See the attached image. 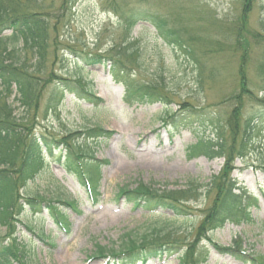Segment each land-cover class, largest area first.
Masks as SVG:
<instances>
[{
  "label": "rangeland",
  "instance_id": "rangeland-1",
  "mask_svg": "<svg viewBox=\"0 0 264 264\" xmlns=\"http://www.w3.org/2000/svg\"><path fill=\"white\" fill-rule=\"evenodd\" d=\"M35 1L39 6H32L27 0L12 4L19 15L35 13L47 18L46 69L43 74L35 75L39 81L47 74L46 83L42 81L40 91L37 90V107L28 111L15 101L13 88L8 100L13 104L14 115L28 121L23 125L31 136L44 135L59 140L97 126L116 134L106 142L80 140L87 145L88 153L93 152L96 160L108 162L100 166L96 203L56 158L47 159L49 169L21 187L23 198L38 195L76 203L73 209L57 200L50 204L42 202L44 207L53 203L60 207L69 224L68 232L55 225L49 215L51 212L44 211L34 217L27 209L22 215L17 238L26 246L33 260L31 264H106L105 259L94 255L96 246L118 249L127 235L135 238L163 226L164 232L172 233L175 240H190L196 232L192 233L193 229L216 199L214 192L205 194L200 189L201 193L193 195L196 196L194 199L187 194L189 214L176 218L167 212L146 213L134 209L124 200L117 201L118 190L126 186L134 190L140 184L155 191L203 187L220 174L227 162L222 158L213 161L204 157L187 159L186 149L196 142V135L203 132L202 127L191 125L193 121L187 119L189 125L170 136L160 123L165 107L126 103L123 87L114 84L110 76V60L92 67L84 66L82 55L86 53L102 54L103 58L118 56L112 46L121 44L124 30L106 13L110 10L109 0ZM65 1L67 8L62 10ZM137 1L130 0L127 7H137ZM139 3L145 4L138 6L166 17L169 26L175 23L174 28L194 48L201 62L202 83L201 86L198 83L192 61L181 52H171L145 23L137 24L132 31L131 36L138 43L129 49L138 51V61L129 65V70L141 82L158 83L160 91L163 89L160 84L163 85L172 102V111L179 110L178 106L185 102L191 110L202 111L201 119L219 122L224 131L226 151L232 144L230 131L235 132L240 141V126L230 129L226 121L235 107L233 98L240 91V73L246 72L247 87L252 96L240 97L243 100L240 123L244 125L252 118L254 128L245 155L236 160V170L230 173V178L256 197V206L250 209L252 220L238 226L226 224L208 235L210 241L202 240L188 248L197 259L203 258L207 251L206 259L198 264H264V76L259 75L264 64V0H161L158 3L157 0H146ZM243 8L249 10L245 19ZM243 60L246 61L244 66ZM34 62L35 58L30 57L29 63ZM76 71L104 104L93 107L66 95L62 104L51 110L46 104L47 99L52 94L59 96L60 86L64 85L62 74L78 77ZM51 72L55 76L53 80ZM28 76L34 75L28 73ZM182 110L186 116L188 112ZM205 135L216 137L214 131ZM26 225L36 233L42 230L53 247L28 232ZM4 231L0 227V236ZM235 241H240L245 256L219 254L212 245L232 247ZM92 256L95 257L91 259ZM178 256H163L161 260H149L146 264H180ZM107 264H117V261L112 258Z\"/></svg>",
  "mask_w": 264,
  "mask_h": 264
},
{
  "label": "trees",
  "instance_id": "trees-1",
  "mask_svg": "<svg viewBox=\"0 0 264 264\" xmlns=\"http://www.w3.org/2000/svg\"><path fill=\"white\" fill-rule=\"evenodd\" d=\"M15 1L17 0H0V226L7 229V234L3 236V238L11 237L16 223L20 222V217L23 213V204L20 203L19 196L20 187L34 180L44 169L43 163L40 157H38L39 147L37 146V138L31 136L28 129L23 125H26L28 121L22 119L23 117L20 118L14 115L13 104L9 103L8 99L14 88L16 91L15 101L21 106L26 107L27 111L30 108L37 107L39 102V91L42 85L41 82L43 81L46 83L45 79L47 74H44V80L39 81L35 75L43 74L46 69L45 62L47 56L45 54V49L47 48L48 40V22L45 16L41 17L38 16L39 14L37 15L35 13L28 14L23 12L22 15H19L17 9L14 8L12 4ZM129 1L130 0H109L108 4L110 10L117 16V23L124 30L123 41L120 45H114V49H116L118 53V56L113 59L112 66V74L115 79L118 81L122 79V81H124L132 97H138L140 99L152 98V96L156 95L159 91L158 83L149 84L142 88L139 86L138 88L130 79L127 70L122 67L124 61H122V58L126 61L128 60V63H130V61L134 62V58L138 57V51L129 48L136 45L135 41H132L130 38L131 30L135 23L141 20L151 23L163 37L167 46L171 47L172 51L176 52L178 50L189 57L197 71L198 83L201 86V77L203 73L201 62L196 56L194 48L186 41V38H181L175 30H172L175 23H172L170 26L171 29L167 28L170 22L169 20L167 21L146 9L128 8ZM145 1L146 0H138L137 5L145 4L139 3ZM159 1L161 0H157V3ZM27 2L32 6H39L35 0H27ZM245 5H248V3L246 2ZM66 8L67 4L65 1L61 9L66 10ZM249 8L250 6L248 9ZM248 9L243 8L242 10L244 19L250 10ZM57 18L58 17H56V19ZM7 31H9L10 34L4 35ZM30 57L35 58V62L32 64L29 63ZM101 60L102 58L100 56L84 58L87 65L96 62L99 63ZM245 63L246 61L243 60L242 65L244 66ZM76 66L79 65L76 64ZM28 73L34 76L29 77ZM76 73L78 77H68L66 74V76L61 78L64 85L60 86L61 91L59 96H57V94L53 96L52 94V96L50 95L49 99H47L46 104L51 107V110L60 105L65 91L74 93L81 98L84 97L88 101L92 100L91 88L79 75L80 73L78 71H76ZM259 75L264 76V64L261 69H259ZM51 78L52 80L55 78L52 72ZM160 86L165 90L163 85L160 84ZM239 88V93L233 98L235 107L230 113V117L228 116L226 122L230 129L240 126L238 129L241 131V137L239 136L240 141L235 137V132L230 131L232 144H230L229 150L226 151V141L222 137L224 131L219 125V122L211 119L208 123L215 127V131L217 132L216 139L203 136L188 153L189 158H194L198 155H203L210 159L214 157L226 158V166L218 176L210 179V184H205L203 187L186 186L181 190L173 191H155L154 188L145 187L140 184L133 191H128L126 190L127 188L121 190L122 192L130 194V198L143 201L148 208L158 205H162L163 207L167 206L171 208L175 214L184 217L189 214V211H186L184 206L185 202L188 201V198H186L187 194L191 195L194 199L198 196L200 189H204L203 192L205 194L214 192L216 199L206 210L204 218L199 226L193 229L192 233L194 230L196 231L193 240H188L187 242L186 238L179 239L177 237L181 241L180 243L178 239H174L175 236H173L172 233H165V226H163V228H155L151 233L141 234L135 238L127 235L117 249L120 254L139 251L141 255H158L162 254L163 251H167L169 248L175 252L181 249V246H185L186 251L182 252L180 264H198L202 259H205V256L199 259L195 258L194 252H192V249L188 248V246L197 245L202 239L206 238L208 232L222 227L225 222L239 224L248 221L246 206L249 200L244 193L235 194V183L233 179L230 178V173H232L233 169L231 163L235 156H242L246 151L254 128V125H251L253 122L252 118L246 120L244 125L242 124L243 126L240 123L243 102L240 97L243 95L247 97H249V95L252 96V92L248 90L247 87L246 72L244 70L240 73ZM37 90L39 91L37 92ZM74 135L75 138L85 135L87 139L98 141L102 138L101 129L91 128L84 130V132L72 133L65 137L63 141L68 151L67 166L69 169L79 177L84 175L91 180L93 178L92 173L94 172H92V169L95 167L94 163L91 162L93 161V152L88 153L86 151L88 148L87 145L80 143L78 139L74 140ZM46 147L50 149V147ZM26 199L28 205L33 206L34 202L40 200L41 197L35 195L32 198L28 197ZM164 201H166V206L162 204ZM171 237H173L172 241ZM236 243L240 245L238 242ZM8 244L9 246H5L2 241H0V260L10 255L24 258L25 247L21 243L19 244L16 242V239L12 238L11 243ZM109 250L112 253H116L113 248L107 249L106 247L100 246H97L96 253L104 255ZM1 264H7V261L4 260Z\"/></svg>",
  "mask_w": 264,
  "mask_h": 264
}]
</instances>
